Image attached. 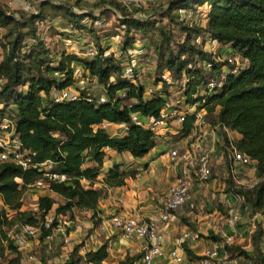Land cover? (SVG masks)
<instances>
[{"label": "trees", "instance_id": "trees-1", "mask_svg": "<svg viewBox=\"0 0 264 264\" xmlns=\"http://www.w3.org/2000/svg\"><path fill=\"white\" fill-rule=\"evenodd\" d=\"M50 4L53 9L65 12L63 15L73 20L74 24H71L76 26L74 28L82 30L85 27L80 24L87 18L84 13L75 12L69 5ZM203 5L208 7L203 30L220 45L229 44L232 50L248 60V66L237 75H230L219 92L208 96L198 95L205 81L204 69L201 65L197 66L195 57L182 56L186 52L196 54L201 63L215 56L191 43L192 34L201 29L196 26L188 30L185 40L176 46L177 51L166 28L158 29L161 36L156 47L159 67L177 77L185 76L184 104L197 103L206 110L212 123L240 134L241 137L234 144L254 160L257 183L249 188L239 186L233 190L242 196L254 213L264 215V0H173L167 4L164 12L172 20L170 12L174 6L186 10ZM117 7L126 19L120 24L123 33L121 50L126 52L136 41L134 35L137 32L145 34L152 22L144 20L145 16L136 15L144 12L141 7L131 11ZM55 17L56 14L49 16L41 8L38 14L23 15L17 19L0 3V29H6L4 36L12 35L6 45H2L0 36V46L3 48L0 102L4 109L10 104L15 105L16 131L23 146L35 152L34 161L51 160L55 164L53 171L66 177L62 181H49V190L64 199L62 204L53 208L55 201L52 197L39 195L36 212L20 210L22 192L35 181L46 178L37 169L23 170L11 162H0L1 200L4 206L14 210L15 217H18L16 223L31 226H38L52 209L55 214H67L73 209L96 211L98 201L106 194L107 188L122 186L126 178L134 177L135 172L114 165L105 173L103 185L94 187L103 165L104 148L128 151L133 157H142L155 146L153 131L132 122L130 115L138 113L141 117H157L166 103V93H162L166 92L167 84L164 81L160 92L146 96L143 85L123 75L118 57L106 56V51L98 44L95 55L90 58L64 52L59 57L52 56L45 42L37 35V27L38 22L44 24L49 20L50 24ZM20 27H27L28 32H22ZM181 28L185 30V26ZM28 34L33 38V44L27 51H22L26 45L24 38ZM74 65L97 79L105 91V102L87 101L83 96L86 91L82 92L80 99L53 102L50 96L52 88L62 89L75 84L72 77ZM20 86L27 88L22 90L18 88ZM194 119V115L186 117L179 135H189ZM102 121L125 122L128 131L123 136H111L105 128L94 127ZM87 161L96 165L86 167L84 164ZM83 180L88 185L83 184ZM6 213L0 211V264H21L20 253L6 235V229L13 226L15 221L9 219ZM255 226L251 233L253 248L247 251L241 250L244 247L237 244L226 245L229 256L239 257L232 252L235 249L253 264H264V251L260 247L264 231L261 224ZM48 234L49 230L43 229L40 239ZM77 250L78 247H75L63 264H106L108 252L105 244L85 252L83 256L78 255ZM133 260V257L126 256L115 264H131Z\"/></svg>", "mask_w": 264, "mask_h": 264}, {"label": "crops", "instance_id": "crops-1", "mask_svg": "<svg viewBox=\"0 0 264 264\" xmlns=\"http://www.w3.org/2000/svg\"><path fill=\"white\" fill-rule=\"evenodd\" d=\"M35 1L37 0H10V3L11 8H18L19 12L30 15L38 14L41 11V8L37 5V10H33L32 13L25 12L29 9L32 11ZM50 1L53 4L58 2L65 4L64 0ZM70 7L75 11L74 7ZM125 7L127 9V6ZM85 11L76 10L75 12L86 13ZM144 12H138L136 15L142 17L145 15ZM13 14L15 15L14 12ZM202 21L205 26L207 18L202 19ZM50 24V27H55L56 30L62 29L54 24V19L51 20ZM138 41H135L133 45H141L138 44ZM209 45H213L211 48L218 46L216 41L210 42ZM229 46V44L218 46L220 57L223 55H221V52L229 51ZM203 49L206 50V48ZM169 87V95H165L166 103L175 104L179 107L184 106L183 108L188 109L191 115L203 116V122H199L195 118L189 135L179 137L177 135L180 133V124L175 120L172 121L168 127L158 130L155 134V146L142 157H133L128 151L118 152L108 147L104 148L105 157L101 172L94 183L95 188L103 185L102 180L105 173L114 165H119L120 169L135 172V176L126 178L122 186L107 188L106 194L98 201L95 216L91 217L78 209H73L68 213L73 222L79 225H72L68 231L69 238L74 243L73 248H69L63 243L57 230L52 231L49 240L40 239V237L39 239L29 240L26 248L35 255L37 254L39 264H63L75 247H78V255L83 256L85 252L96 250L102 244L106 245L108 252L105 260L106 264H115L126 256L134 258L131 264H140L144 242L142 240L124 239L121 231L110 225L109 218L114 214H122L137 219L152 218L158 220L162 198L168 186L181 173L180 167L170 160L168 151L172 147H184L188 142L193 141L197 130L207 134L206 142L214 149L211 156V167L216 176L210 181H193L190 185L188 200L179 210L171 213L167 222L159 223L163 233V253L154 258L153 264H200L199 259L203 249L211 242L226 239V245L237 244L247 248L249 246H246L245 242L248 241L249 234L253 232L256 222H263L262 226L264 227L262 215L255 216V214L251 217V222L245 218L242 219L240 215L235 226L228 223L230 212L233 209L239 214H241V211L235 192H232L235 185H232L229 190L228 186L225 187L224 178L230 177L231 180L237 183H243L247 180L254 184L257 181L254 164L244 168L239 174H235V177L233 176L234 173L231 172V161L228 159L227 146L229 142L237 141L241 137L240 134L217 123H212L208 119L205 109L197 107L194 110L190 105L182 104L183 90ZM94 127H103L111 136H120L118 134V123L102 121ZM95 165L92 161H87L84 164L86 167ZM82 183L88 185L86 180H83ZM37 192L40 195H48L54 200L60 199L62 201L60 204L64 202L61 196L49 189H42ZM0 204L4 207L1 197ZM219 206L223 212L225 210L227 213H222ZM220 221L224 223V230L217 232L216 225ZM185 231L197 233L198 238L183 240L182 234ZM263 246L264 234L260 243L262 249H264ZM171 250H175L182 257L181 262H175L172 259L170 256ZM239 258L237 257L241 264Z\"/></svg>", "mask_w": 264, "mask_h": 264}, {"label": "built area", "instance_id": "built-area-1", "mask_svg": "<svg viewBox=\"0 0 264 264\" xmlns=\"http://www.w3.org/2000/svg\"><path fill=\"white\" fill-rule=\"evenodd\" d=\"M124 6L132 5L139 7L142 3L154 2L155 0H110ZM141 7V6H140ZM145 16V15H144ZM81 46H85V52L91 57L96 53V47L92 42L87 41L83 36L77 37ZM215 41V40H214ZM71 40H65L64 45L69 46ZM230 47V46H229ZM28 46L22 49L27 51ZM130 52V51H129ZM73 54L78 55V51H73ZM131 54V52H130ZM133 64L131 62L126 64V69L130 72ZM248 66V60L241 57L236 51L229 49L221 57L213 58L212 60L204 61L202 67L205 73V81L201 86L198 95L208 96L219 92L227 78L230 75H237L244 68ZM122 73L127 78H132L125 70ZM64 77L63 74L60 75ZM75 84L62 89L52 88L50 96L53 102H65L82 98L83 95L87 101H94L96 103H103L107 100L105 91L99 84L96 86H89V82L94 79L80 66H73L72 73ZM95 80V79H94ZM186 82L185 76L181 77V89L183 90ZM146 96L155 94L151 88L145 90ZM43 95V94H42ZM183 95V94H182ZM184 107V106H183ZM179 107L175 104L165 103L157 117H141L138 113H132L130 120L135 124L150 129L154 134L163 128L169 126L172 121H177L180 128L188 115H191L188 109ZM194 110L199 107L196 104H190ZM203 108V107H201ZM204 109V108H203ZM199 122H203V116H194ZM195 120V119H194ZM16 108L14 104H10L6 109L3 108L0 102V162H11L19 165L23 170L37 169L42 172L46 179H39L31 186L35 188L49 189V181H62L66 177L53 171L55 166L51 160L42 162L34 161L35 152L32 149L23 146L19 134L16 131ZM118 134L123 136L128 131V125L118 123ZM207 134L200 130L196 131L195 139L188 142L184 147H172L169 149L170 160L180 167L181 173L167 188V191L162 198L159 219H137L133 217H126L122 214H114L109 218V223L114 229H119L124 239L127 240H142L144 242L140 264H153L155 257L162 255L163 233L160 227V222H167L173 211L179 210L189 198V189L193 181L205 182L212 176L211 156L213 147L206 142ZM228 159L231 161V172L235 177L241 170L255 164L248 155L239 151L234 142H229L227 146ZM236 174V175H235ZM242 178V177H241ZM236 182V181H235ZM257 181L254 183L256 184ZM249 185L248 187L253 186ZM244 183H235L236 187L244 186ZM245 187V186H244ZM237 202L242 210H245L247 205L242 196L235 193ZM37 210V208H36ZM84 214L95 216L96 211L91 209H82ZM242 212V211H241ZM68 214V213H67ZM46 214L38 226H31L28 224H15L6 229V235L9 240L16 246L21 255V264H39L36 255L28 250L26 247L29 240L36 239L35 237L41 234V231L49 230V234L43 237L45 240L51 239V233L57 230L62 238L63 243L69 248L74 247L73 240L69 238V228L79 226L73 222L72 217L68 214ZM262 215L255 213V216ZM263 217V216H262ZM240 218V214L234 209L230 212L228 223L235 226ZM224 223L220 221L216 225L217 232H222ZM198 238L197 233L192 231H185L182 234V239L195 240ZM227 240L221 239L213 241L204 247L200 256V264H240L237 257H231L226 251ZM26 249V250H25ZM170 256L175 262H181L182 257L177 254L175 250L170 251Z\"/></svg>", "mask_w": 264, "mask_h": 264}, {"label": "rangeland", "instance_id": "rangeland-1", "mask_svg": "<svg viewBox=\"0 0 264 264\" xmlns=\"http://www.w3.org/2000/svg\"><path fill=\"white\" fill-rule=\"evenodd\" d=\"M53 1H59V0H53ZM173 0H155L154 2H146L142 3L140 6L142 10L145 12V19L147 21L152 22V26L150 29L145 33H136L134 35V38H136V41L139 40L138 44H141L139 46L133 45L130 47L128 51L131 52V54L128 53V51L123 52L122 49V30H120V24L123 23L126 19L123 17L120 8L122 7L126 9L125 6L109 1H97V0H64L65 4H62V2L56 3L57 5H69L75 8V11L77 10H86L84 15H87V18H84L83 21H80L81 26L85 25V27H82V30H78L73 26L71 23H73V20H70V18H66L63 13L53 9L51 7L52 3L50 0H37L35 1V6H33L32 11L29 9L27 12L28 14L32 13L33 10H37V5L39 8L44 9L46 14L49 16H52L56 14V17L54 18V24L57 27L62 28L61 32L59 33L58 30L55 29V27H50L51 24H49V20L46 21L44 24H40L38 22L37 27V35L45 42V45L49 48L51 51V55L54 57H59L60 53H66V54H73V51L77 50L78 55L74 54L76 56L90 58V55H87L85 52V46H81V44L78 42L77 37L83 36L87 39V41L92 42L95 46L98 44L105 50V55H114L115 57H118V61L121 64L122 70H125L128 74H131V79L134 80L135 83H139L143 85L144 90H147L151 88L155 94L160 92L162 90V83L163 81L167 84L166 86V92H162L163 94L168 93L169 86H172L177 89H181V77H177L174 73H172L169 70H166L165 68H160V60L158 59L157 55V49L156 47L159 45L161 41V36L159 35V28H166V31L168 35H170L173 39V46L174 49H177V45L179 46L180 43H182L185 40V37L187 36L188 30H191L190 28L193 27H199L201 28L198 33L192 34L191 43H194L195 46H197L200 50H203L205 52H210L212 54V57L215 56L217 58L220 54L218 51V46L213 47V45H209L210 42H215L207 32H205L203 29L205 26L202 24V19L206 18V12L208 10L207 5L203 6H194L191 9H183L178 8L174 6V8L171 10L170 14L173 16V19L167 17L166 11L164 12L167 4ZM50 2V3H49ZM0 3L13 14L15 13V17L17 19H20L21 16L25 15L23 12H19L18 8H11L10 0H1ZM53 4V3H52ZM139 6V7H140ZM137 6L128 5L127 9L135 10L136 8H139ZM74 24V23H73ZM185 26V30L181 28V26ZM20 30L22 32H28L27 27H20ZM6 32V29L2 28L0 29V36L1 42H3L2 45H6L8 40L12 37V35L4 36ZM134 34V33H132ZM69 36V37H67ZM65 40H71V43L69 46L64 45ZM25 44L30 47L31 44H33V38H31V35H27L24 38ZM203 48H206L204 50ZM226 52H221V55L225 54ZM3 55V48L0 46V60ZM130 57V58H129ZM184 58H191L195 57L197 61V66L201 65V61H199V56L194 54L191 55L189 52H186L183 54ZM133 64L130 72L126 69V64L129 63ZM75 66V65H74ZM166 78V79H165ZM95 79V80H94ZM89 82V86H96L98 87L99 82L96 78H94ZM114 80V78H113ZM2 79H0V85L2 83ZM159 85V86H158ZM19 89L25 90L26 86H20ZM146 95V94H145ZM184 103V98L182 100V104ZM111 133V132H110ZM181 137V135H177ZM216 175L213 173L211 178L208 180H212ZM225 187L228 186L229 190L232 188V185H235L234 180H231L230 177L224 178ZM234 182V184H233ZM245 184L244 186L246 188H249L248 186L251 185V181H243ZM234 186L233 188H235ZM43 188H35L33 186L27 187L23 192L21 196V208L20 210H28L32 212H36L37 208V199L40 195L37 191H41ZM38 194H37V193ZM234 193V191L232 190ZM54 206L60 204L62 201L60 199L54 200ZM220 208V206H219ZM244 207H242V210L240 208L241 217L242 219L250 220L251 217L255 214L249 205L245 206V210H243ZM222 213L226 214L227 212L222 210L220 208ZM0 211H7V216L9 219L15 221L14 224L18 221V217H15L14 210H11L7 208L6 206L3 207V205L0 204ZM50 214H54V209H52ZM68 215V214H67ZM263 221H264V215ZM263 223V222H262ZM261 224V228L264 227ZM13 224V225H14ZM250 224V223H249ZM256 227V226H255ZM254 227L253 230L256 228ZM264 234V232H263ZM36 239H39V236L35 237ZM248 241L245 242L246 246H249L247 248H242L241 250H251L253 248L251 243V233L248 236ZM262 238V236H261ZM261 243V239H260ZM264 248V246H263ZM264 251V249H262ZM234 254H237L241 260V264H253L249 259H245L243 256L238 254V250H232ZM37 256V254H36ZM254 261V260H253ZM255 262V261H254ZM5 264V262H2ZM256 263V262H255Z\"/></svg>", "mask_w": 264, "mask_h": 264}]
</instances>
